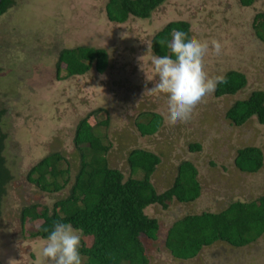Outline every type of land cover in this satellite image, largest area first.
I'll return each instance as SVG.
<instances>
[{
  "label": "rangeland",
  "instance_id": "374dc122",
  "mask_svg": "<svg viewBox=\"0 0 264 264\" xmlns=\"http://www.w3.org/2000/svg\"><path fill=\"white\" fill-rule=\"evenodd\" d=\"M106 2L11 0L0 16V109L5 110L2 129L7 136L3 156L12 176L1 205L0 264H46L41 249L47 239L30 237L41 221L21 226V208L37 204L50 209L67 196L70 185L50 194L28 182L26 174L42 157L57 152L69 162L72 181L80 150L89 157L86 147L78 150L73 144L75 127L85 118L108 147L103 154L107 165L121 171L124 179L130 177L126 158L133 149L159 157L150 176L158 193L172 184L180 162L196 167L201 191L193 203L171 202L164 210L157 205L145 210L162 231L185 214L216 212L231 202L264 194V125L254 117L241 126L225 118L234 101L254 90L264 92V42L252 27L254 15L264 10V0L250 7L237 0H163L148 18L129 15L121 23L108 21ZM174 20L189 22L191 37L209 44L204 56L209 77L236 70L245 75L246 85L232 96H206L190 119L173 125L167 119V96L149 90L158 79L150 40ZM212 40L222 45L219 55L212 50ZM77 46L104 49V71L91 68L66 78L61 64L57 76L58 53ZM149 112L158 113L162 124L155 134L141 136L135 123L143 122ZM192 144L200 149L190 150ZM246 146L259 148L263 156L261 169L253 174L233 164L236 151ZM66 165L62 163V169ZM81 239L91 244V238ZM143 241L149 264H264V235L243 248L214 243L186 261L173 259L161 241Z\"/></svg>",
  "mask_w": 264,
  "mask_h": 264
},
{
  "label": "trees",
  "instance_id": "16d2710c",
  "mask_svg": "<svg viewBox=\"0 0 264 264\" xmlns=\"http://www.w3.org/2000/svg\"><path fill=\"white\" fill-rule=\"evenodd\" d=\"M163 0H107L105 15L110 22L121 23L129 15L148 18L151 11ZM255 0H237L242 7H250ZM11 0H1L0 16L8 9ZM256 36L264 42V10L252 19ZM173 29L183 30L191 37L190 24L185 20L166 23L150 40L153 55H172L159 40H171ZM175 58V57H173ZM64 65V76H81L94 68L102 73L107 65V52L101 48L77 46L62 49L55 64ZM226 83L219 84L215 97L235 95L246 85L243 73L230 70L223 75ZM4 109H0V215L7 184L12 176L6 166L3 151L6 133L2 129ZM143 122L135 127L141 136L155 134L162 124V117L155 112L144 114ZM254 117L264 125V92L254 90L244 99L236 100L226 110L225 118L235 126H241ZM105 123V122H103ZM87 118L80 120L74 130L73 144L78 150L86 147L89 157L80 150L79 166L70 180V164L57 152L42 157L27 172L26 179L40 191L58 193L69 186L66 197L56 200L49 209L31 204L23 206L20 224L40 220L31 238L47 239L54 222L68 223L83 237L91 238L86 246L81 239L79 249L83 264H149L143 240L163 243V248L175 260L186 261L196 257L205 247L222 242L233 248H243L264 235V194L251 201H234L216 212L204 211L185 214L172 220L162 231L158 220L145 210L154 205L167 209L168 204L189 205L200 196L197 169L190 161L178 164L172 184L159 193L150 180L160 163L159 157L144 149L131 150L126 158L130 177L124 179L121 171L110 168L103 154L108 147L100 142ZM199 150V144L189 146ZM62 163L66 168L62 169ZM235 168L245 174L259 171L263 156L259 148L246 146L236 151ZM140 173V175H139ZM47 228L49 231L45 232Z\"/></svg>",
  "mask_w": 264,
  "mask_h": 264
},
{
  "label": "clouds",
  "instance_id": "9594fccd",
  "mask_svg": "<svg viewBox=\"0 0 264 264\" xmlns=\"http://www.w3.org/2000/svg\"><path fill=\"white\" fill-rule=\"evenodd\" d=\"M171 37L170 41H158L162 48L166 45L172 55L152 57L151 63L158 79L149 91L167 96V119L174 125L190 119L193 109L206 96L214 93L219 84L226 83V79L223 75L209 77L205 72L204 56L209 49L207 42L189 37L178 29L172 30ZM211 47L216 55L222 51V45L217 40L211 41ZM44 231L49 230L45 228ZM80 247L81 236L71 224L54 222L41 249V256L46 264H82Z\"/></svg>",
  "mask_w": 264,
  "mask_h": 264
},
{
  "label": "water",
  "instance_id": "95a60500",
  "mask_svg": "<svg viewBox=\"0 0 264 264\" xmlns=\"http://www.w3.org/2000/svg\"><path fill=\"white\" fill-rule=\"evenodd\" d=\"M0 2H1V0H0Z\"/></svg>",
  "mask_w": 264,
  "mask_h": 264
}]
</instances>
